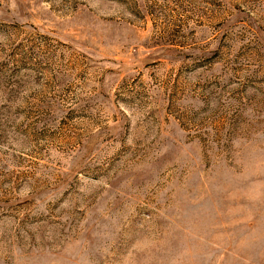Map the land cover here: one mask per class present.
<instances>
[{"label": "rangeland", "instance_id": "obj_1", "mask_svg": "<svg viewBox=\"0 0 264 264\" xmlns=\"http://www.w3.org/2000/svg\"><path fill=\"white\" fill-rule=\"evenodd\" d=\"M0 264H264V0H0Z\"/></svg>", "mask_w": 264, "mask_h": 264}]
</instances>
